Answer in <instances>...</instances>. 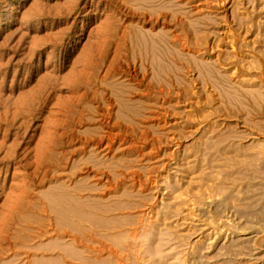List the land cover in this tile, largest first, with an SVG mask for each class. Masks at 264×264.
Segmentation results:
<instances>
[{"label":"rangeland","instance_id":"obj_1","mask_svg":"<svg viewBox=\"0 0 264 264\" xmlns=\"http://www.w3.org/2000/svg\"><path fill=\"white\" fill-rule=\"evenodd\" d=\"M0 264H264V0H0Z\"/></svg>","mask_w":264,"mask_h":264}]
</instances>
